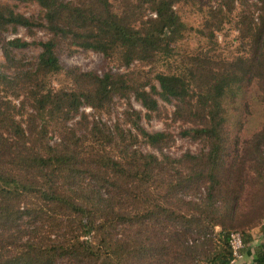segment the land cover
I'll use <instances>...</instances> for the list:
<instances>
[{
  "label": "trees",
  "instance_id": "16d2710c",
  "mask_svg": "<svg viewBox=\"0 0 264 264\" xmlns=\"http://www.w3.org/2000/svg\"><path fill=\"white\" fill-rule=\"evenodd\" d=\"M13 1H33L40 13L26 17L0 0V31L48 36L33 62L0 70V264H227L229 233L255 225L243 264H264V207L250 204L249 183L264 190V0H216L205 31L196 29L211 39L222 13H234L241 53L196 56L183 72L165 65L151 77L65 67L57 52L78 47L125 66L167 60L187 28L172 7L186 0ZM26 45L6 40L0 67ZM129 95L147 117L153 95L173 99V119L188 125L181 134L203 148L178 157L137 149L139 138L161 150L170 135L146 131L134 110L127 127L107 124L112 99L129 105Z\"/></svg>",
  "mask_w": 264,
  "mask_h": 264
},
{
  "label": "rangeland",
  "instance_id": "374dc122",
  "mask_svg": "<svg viewBox=\"0 0 264 264\" xmlns=\"http://www.w3.org/2000/svg\"><path fill=\"white\" fill-rule=\"evenodd\" d=\"M1 2L9 4L12 9L26 17H32L37 19L40 8L33 1H13V0H1ZM114 3V0H110ZM216 0H186L185 2H178L173 4V9L179 18L182 19L186 25V29L181 31L180 36L171 43L173 48L172 56L167 60H160L154 64H147L138 60H132L126 66L118 63L110 57H104L101 53L92 50H83L73 46H63L58 49L59 61L65 67H76L81 71H95L101 74L104 71L116 72V73H128L130 75L148 74L149 77L153 75L155 70L164 67L165 65H172L171 70L182 66V72L187 66L194 64V57H205L208 61L220 62L232 59L237 54L241 53L240 44L238 42L237 33L234 30L235 26V14L222 13L221 24L218 26V30H212L211 39L204 38L200 35L196 29L205 31V22L208 20L206 15L207 7H214ZM145 4L142 5L141 13L142 17H145L148 13V9L145 8ZM213 19H216L213 17ZM214 21L209 23L213 25ZM48 34L41 28L32 27L26 29L24 27H16L15 30L7 29L0 31V64L4 62L2 55V45L8 39L19 38L26 41L28 45L22 47H15L9 49L11 61L5 63L6 68L0 67V70L8 75L17 71L20 68H24L29 63L35 60L37 53L39 52L38 42L47 38ZM70 49V50H69ZM68 50L70 52H68ZM176 66V68H175ZM60 76H53L52 82L55 84L60 83ZM153 82V80H152ZM154 83V82H153ZM18 87L22 86V82L17 83ZM156 89L159 90L156 86ZM157 102V110L152 112L149 117L146 116V111L140 106V104L129 95L128 103L126 98H113L111 101V108L109 115L104 116V120L107 124L112 125L118 122L122 127L130 125L129 113L130 110L138 112L140 119L139 124L148 132L165 131L170 135V140L166 147L161 150L154 149L145 144L141 139H137L135 147L141 151H148L156 156L166 154L169 157H178L180 154L188 151L191 153L198 152L203 148L204 144L199 140H193L189 136L181 134V130L188 126L178 120L173 119V111L175 109V101L173 99L164 100L158 95H153ZM87 109V110H85ZM84 111L91 113V110L84 108ZM251 186L254 189V193L257 197L264 194L263 187L259 185L255 180H251ZM184 199H186L184 197ZM255 199V200H256ZM251 201L253 206H263L264 200L258 199ZM259 226L241 227L235 228L238 232L246 230L250 236V242L246 243L241 252V258L238 263L243 264L249 261V256L246 254V249L249 246L254 245L258 239ZM245 232V233H246ZM241 233V232H240ZM61 264V263H60Z\"/></svg>",
  "mask_w": 264,
  "mask_h": 264
},
{
  "label": "built area",
  "instance_id": "2783aa9c",
  "mask_svg": "<svg viewBox=\"0 0 264 264\" xmlns=\"http://www.w3.org/2000/svg\"><path fill=\"white\" fill-rule=\"evenodd\" d=\"M87 110V109H85ZM228 245L231 251V259L227 264H239L241 252L244 244L238 232H230L228 235Z\"/></svg>",
  "mask_w": 264,
  "mask_h": 264
}]
</instances>
